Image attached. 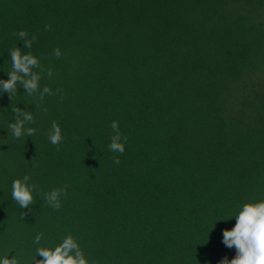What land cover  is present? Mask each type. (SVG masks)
Segmentation results:
<instances>
[{
	"label": "trees",
	"instance_id": "16d2710c",
	"mask_svg": "<svg viewBox=\"0 0 264 264\" xmlns=\"http://www.w3.org/2000/svg\"><path fill=\"white\" fill-rule=\"evenodd\" d=\"M20 30L37 34L31 49ZM16 46L52 69L41 87L64 93L44 115L20 85L0 90V257L31 264L40 232L46 247L73 235L99 264L235 257L222 232L264 200V0H0V80ZM15 106L34 114V136L11 135ZM113 120L123 155L108 148ZM26 174L40 191L21 220L11 183ZM64 184L54 211L43 193Z\"/></svg>",
	"mask_w": 264,
	"mask_h": 264
},
{
	"label": "clouds",
	"instance_id": "9594fccd",
	"mask_svg": "<svg viewBox=\"0 0 264 264\" xmlns=\"http://www.w3.org/2000/svg\"><path fill=\"white\" fill-rule=\"evenodd\" d=\"M51 25L46 24L44 31H51ZM12 36H17L23 41V48L31 49L33 42L38 39L37 34L33 33L29 39V33L25 30L12 31ZM11 60V70L7 73V80H0V90L7 93L12 99L18 93L17 85H20L25 93L34 100L36 112H42L47 115V107H43L46 96L58 95L60 102H63V88H57L55 92L49 87H41L40 81L46 74L51 79L54 75L51 68H45L40 60L29 51L22 53L20 47H15L8 53ZM53 55L57 59L62 58L61 50L57 47L53 50ZM38 70V71H34ZM20 87V88H21ZM15 113L14 120L8 124V130L11 135L19 140L24 136H34L38 129L27 127L36 123L34 114L30 111L21 110L17 106L11 108ZM114 135L110 137L108 148L111 152L123 155L125 152V144L128 137L123 135L119 128V122L113 120L110 124ZM8 131V132H9ZM49 142L60 151V145L63 142L62 129L54 120L47 133ZM116 165L121 163L119 156L112 157ZM35 168L36 165L33 164ZM30 175H24L22 179H14L11 183V198L22 209L20 219L23 220L27 215L23 210L29 209L34 204V193L40 191L39 184H29ZM68 185L64 184L60 188H53L51 191L43 193L45 204L59 211L62 207V198L68 196ZM235 226L231 230L222 232V243L228 248L233 246L236 249L235 257L228 260L227 257L220 261V264H264V200L256 202H245L240 206L238 212L234 216ZM44 239V233H37L32 241L37 245L35 255L31 258V264H99L96 260H89L82 250L78 240L71 234L62 238V241L55 247L40 246ZM11 253V252H10ZM0 257V264H21L16 253L11 259L9 254ZM41 257L42 259H37Z\"/></svg>",
	"mask_w": 264,
	"mask_h": 264
}]
</instances>
